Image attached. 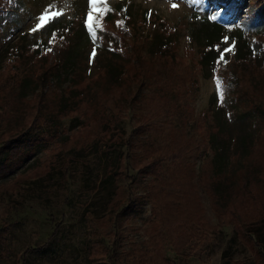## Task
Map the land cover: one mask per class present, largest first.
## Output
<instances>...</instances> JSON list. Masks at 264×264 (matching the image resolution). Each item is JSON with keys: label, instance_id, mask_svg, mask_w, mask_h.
Segmentation results:
<instances>
[{"label": "rangeland", "instance_id": "1", "mask_svg": "<svg viewBox=\"0 0 264 264\" xmlns=\"http://www.w3.org/2000/svg\"><path fill=\"white\" fill-rule=\"evenodd\" d=\"M42 66L56 126L0 149V264H264L247 238L264 222V0H0V117L36 112ZM61 89L75 112L57 113ZM236 142L251 153L227 168Z\"/></svg>", "mask_w": 264, "mask_h": 264}, {"label": "trees", "instance_id": "2", "mask_svg": "<svg viewBox=\"0 0 264 264\" xmlns=\"http://www.w3.org/2000/svg\"><path fill=\"white\" fill-rule=\"evenodd\" d=\"M158 45V44H156ZM39 55V52H37ZM114 54H116L117 56H119L118 53L113 52ZM19 55L15 54L13 55V57H17ZM20 57V56H19ZM21 58V57H20ZM44 58V57H43ZM41 58V59H43ZM65 62H67V60H65ZM230 60L228 59V61L226 63H229ZM114 63V62H112ZM64 64V63H63ZM57 69V68H56ZM41 73L37 76V74H33L28 72V74H31V78L33 79V76H36V81L39 83L41 82L44 89L42 90L41 94H38L37 96L39 97H35L40 99V101L42 102L40 104V106H38V109L35 111H33V109H23L22 111V116L19 115V111L17 109H13L12 107H10L9 109V114L8 116L6 115H2L0 117V131L3 129L4 130V135L2 138V146H0V149H2V154L1 155H5V153H7L5 146L8 144H12V142L18 144L21 143V145H26L27 143H29L31 140H33L34 133L39 130H42L44 128L46 129H50L53 130V128H55L56 125H54L55 123V119H56V111L54 112H50V113H46L45 114V110L48 111V109L44 106L47 105L46 102L47 100L45 99V97L49 96L50 93L54 92L53 89H51L52 86H49V82L50 79L52 77H54V73L53 72L55 69L52 66L46 67L44 68L42 66L41 68ZM121 72V70H119V68H115V65L113 64H108V66L106 67V73L109 75H112L113 77H115L117 74H119ZM17 73L15 75V83L17 84V87L19 88L22 84V82L26 83L28 82V80H31L30 76H27V71L25 74L26 78H21L22 75ZM26 80V81H25ZM223 79H220V83L222 84ZM24 85V84H23ZM23 87V86H22ZM73 93V98H68V99H73L74 102L71 103H66V101H64V99H66L67 94ZM78 91L77 90H70L67 91L66 89H61V93H59V96L55 97V100H59L58 104L59 105V109L58 112L63 111V114H67L68 112H75L78 109V102L76 100H74L76 97H78ZM57 104V103H54ZM21 111V107L19 108ZM68 109V111H67ZM257 109V108H256ZM66 111V112H64ZM258 114H260L261 116L264 117V111L261 110H257ZM260 112V113H259ZM59 115V114H58ZM29 121V122H28ZM28 123L30 125H28ZM36 135V134H35ZM10 137V138H9ZM11 138H13L11 140ZM9 139V140H8ZM6 142V143H5ZM110 142V141H109ZM109 142H104L102 145L103 148H108ZM253 143V142H252ZM117 145H124V143H117ZM127 148L130 150L131 149V144L127 142L126 144ZM231 147H232V143H231ZM234 153L229 155V162L227 165V168L230 167L232 164H234L235 162H239L241 163V159L243 160L246 157H249L250 153L248 156H241L240 153V146L239 143L236 142L234 143ZM16 148V146H12L11 145V150H14ZM8 161V160H7ZM124 164V160L121 158L119 165L117 167V169H121L122 166ZM55 165L51 164L44 175H47L49 173L52 172V170L54 169ZM67 169H64V172L66 173ZM123 201V195L120 194L119 189H117L114 193L113 198L108 202L107 204V213L105 215H103L102 217H93L92 213H88L87 216L90 217V223H91V227L96 228L100 223H104V222H110V218L112 216V213H114L115 211H117L121 206V203ZM252 227V226H251ZM237 232L239 234V236H244L246 235V228H244L242 225L240 226V228H237ZM250 229V228H247ZM261 230H264V222L263 225L260 228H257L256 230H251L250 233H248L247 238L249 240H251L252 242L255 243V245L258 247L259 252L264 256V235H262ZM97 245H92L90 246V255L89 257L95 255L96 250L95 247ZM107 252V251H106Z\"/></svg>", "mask_w": 264, "mask_h": 264}, {"label": "snow or ice", "instance_id": "3", "mask_svg": "<svg viewBox=\"0 0 264 264\" xmlns=\"http://www.w3.org/2000/svg\"><path fill=\"white\" fill-rule=\"evenodd\" d=\"M92 2V0H90V3ZM176 5H173V7H175ZM89 16H91V13H89ZM40 19H41V21H43L44 20V17L43 16H41L40 17Z\"/></svg>", "mask_w": 264, "mask_h": 264}]
</instances>
